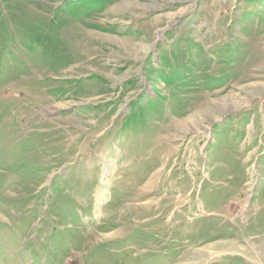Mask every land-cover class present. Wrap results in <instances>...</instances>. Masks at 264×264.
Returning <instances> with one entry per match:
<instances>
[{
	"label": "rangeland",
	"instance_id": "rangeland-1",
	"mask_svg": "<svg viewBox=\"0 0 264 264\" xmlns=\"http://www.w3.org/2000/svg\"><path fill=\"white\" fill-rule=\"evenodd\" d=\"M0 264H264V0H0Z\"/></svg>",
	"mask_w": 264,
	"mask_h": 264
}]
</instances>
